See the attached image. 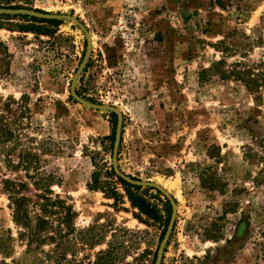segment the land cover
<instances>
[{
    "label": "rangeland",
    "instance_id": "1",
    "mask_svg": "<svg viewBox=\"0 0 264 264\" xmlns=\"http://www.w3.org/2000/svg\"><path fill=\"white\" fill-rule=\"evenodd\" d=\"M0 5L71 15L91 34L93 51L77 93L121 111L119 168L158 184L176 203L162 264H264V183H257L264 168V88L252 92L222 81L215 68L224 56L221 44L233 51L229 66L264 61V0ZM24 17L0 15V97L29 108L24 141L54 175V196L76 213L68 260L97 264L113 248L116 264H152L168 199L141 187L151 190L139 194L158 216L133 207L113 169L114 113L88 109L71 96L85 35L64 21L55 27ZM6 179L30 183V196L37 192L25 171L0 156V237L10 231L17 239ZM25 250L15 243L16 264H25Z\"/></svg>",
    "mask_w": 264,
    "mask_h": 264
},
{
    "label": "trees",
    "instance_id": "2",
    "mask_svg": "<svg viewBox=\"0 0 264 264\" xmlns=\"http://www.w3.org/2000/svg\"><path fill=\"white\" fill-rule=\"evenodd\" d=\"M0 8L3 7L0 5ZM29 19L31 22L50 24L55 27L63 24L57 20ZM221 45H223L224 56L215 65V68L219 67V79L242 83L252 92H258L264 88V61L253 67L242 61H237L229 66L227 56L233 51L225 44ZM29 115L30 110L27 106H23L22 103L11 98L4 101L0 97V156L6 160L9 168L25 171L27 179L32 182L31 184L37 192L34 196L29 195L30 183L28 182H17L10 179L3 181V188L8 195L12 209L13 222L19 231L17 239L12 236L10 231L7 236L0 237V264H9L7 260L13 258L16 242L23 243L26 247L25 264H75L74 261L68 260L67 252L72 250L75 240L76 213L63 199L54 196L51 190L55 182L54 175L43 171L40 155L34 147H29L24 141L23 132L27 128L25 120L30 119ZM112 115L115 118L111 139V149L113 150L117 116ZM14 157L18 161H15ZM116 178L126 188L133 207L138 208L151 218L158 216L144 196L139 194L140 191L149 192L151 190H143L141 187L128 184L118 176ZM257 183H264V168L261 169L260 175L257 177ZM157 193L161 196L159 191ZM166 203L167 220L161 241L165 236L172 214L171 204L168 201ZM156 257L157 252L152 264H155ZM12 263L16 264V261L12 259ZM97 264H116L113 248L110 252L101 254Z\"/></svg>",
    "mask_w": 264,
    "mask_h": 264
},
{
    "label": "water",
    "instance_id": "3",
    "mask_svg": "<svg viewBox=\"0 0 264 264\" xmlns=\"http://www.w3.org/2000/svg\"><path fill=\"white\" fill-rule=\"evenodd\" d=\"M0 15H11V16L22 15V16H29V17H34V18L43 19V20L64 21L68 24L75 25L85 35V38L87 41L86 52H85L83 61L72 81L71 96L76 102H78L79 104H81L82 106L88 109H93L96 111H103V112H112L116 114L117 126H116V135H115V142H114V149H113V159H112L113 169H114L115 174L130 185L137 186V187H143V188H152V189H156L160 191L163 194V196H165L170 202L172 206V214H171L170 222H169L167 231L165 233V236L158 249V253H157V257L155 261V264H162L165 249L170 241V238H171V235L175 227V223H176V218H177L176 203L174 199L165 190H163L162 187H160L158 184L151 183V182H143L140 180L133 179L132 177L126 175L119 168L118 154H119V149H120V144H121L122 128H123V122H124L123 114L121 113V111L113 106L92 103L82 98L77 93L79 79L88 64L91 58V55H92V51H93V40H92L91 34L87 30V28L78 19L74 18L71 15H53V14H47V13H40L34 10H28V9H5V8H0Z\"/></svg>",
    "mask_w": 264,
    "mask_h": 264
}]
</instances>
